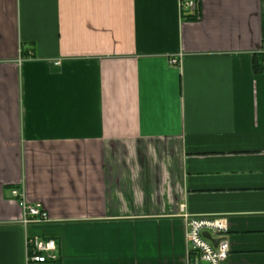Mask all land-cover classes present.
<instances>
[{
	"label": "crops",
	"instance_id": "1",
	"mask_svg": "<svg viewBox=\"0 0 264 264\" xmlns=\"http://www.w3.org/2000/svg\"><path fill=\"white\" fill-rule=\"evenodd\" d=\"M180 1L0 0V264H187L191 216L264 264V0Z\"/></svg>",
	"mask_w": 264,
	"mask_h": 264
},
{
	"label": "built area",
	"instance_id": "2",
	"mask_svg": "<svg viewBox=\"0 0 264 264\" xmlns=\"http://www.w3.org/2000/svg\"><path fill=\"white\" fill-rule=\"evenodd\" d=\"M181 11L190 15L198 12L199 0H181ZM176 64L177 61L173 60ZM13 198L24 211L23 225L47 223L48 214L39 206L29 204L23 194L13 189ZM229 229L224 222L215 217H189L187 223V241L189 245L187 264H223L230 254V244L227 239ZM209 234L219 240L218 246L204 235ZM26 264H55L59 261L60 251L57 242L50 238L33 237L27 235Z\"/></svg>",
	"mask_w": 264,
	"mask_h": 264
},
{
	"label": "trees",
	"instance_id": "3",
	"mask_svg": "<svg viewBox=\"0 0 264 264\" xmlns=\"http://www.w3.org/2000/svg\"><path fill=\"white\" fill-rule=\"evenodd\" d=\"M185 19L188 21H197L199 19L198 13L190 14L185 16ZM253 67L255 74L263 75L264 74V53L254 54Z\"/></svg>",
	"mask_w": 264,
	"mask_h": 264
},
{
	"label": "water",
	"instance_id": "4",
	"mask_svg": "<svg viewBox=\"0 0 264 264\" xmlns=\"http://www.w3.org/2000/svg\"><path fill=\"white\" fill-rule=\"evenodd\" d=\"M204 236L209 239L214 244V246H218L219 240L213 239L209 234H205Z\"/></svg>",
	"mask_w": 264,
	"mask_h": 264
}]
</instances>
